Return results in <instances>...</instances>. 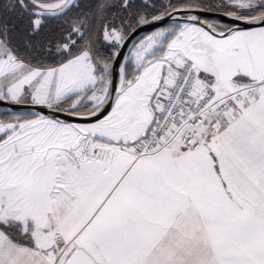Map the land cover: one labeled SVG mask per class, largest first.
I'll return each instance as SVG.
<instances>
[{
    "label": "snow or ice",
    "instance_id": "snow-or-ice-1",
    "mask_svg": "<svg viewBox=\"0 0 264 264\" xmlns=\"http://www.w3.org/2000/svg\"><path fill=\"white\" fill-rule=\"evenodd\" d=\"M0 264H264V0H0Z\"/></svg>",
    "mask_w": 264,
    "mask_h": 264
},
{
    "label": "trees",
    "instance_id": "trees-1",
    "mask_svg": "<svg viewBox=\"0 0 264 264\" xmlns=\"http://www.w3.org/2000/svg\"><path fill=\"white\" fill-rule=\"evenodd\" d=\"M46 2L52 3V2H55V0H46ZM77 2L84 3V2H87V0H77ZM165 2H166V0H165ZM204 2L206 4H209V3H211V4H219L220 3V0H204ZM75 15H76L75 12H71V13H69V16L68 17H65L63 19L70 20ZM56 27H57V25H56L55 22H50L49 27L47 29H45V31L47 33L50 30H54Z\"/></svg>",
    "mask_w": 264,
    "mask_h": 264
},
{
    "label": "water",
    "instance_id": "water-1",
    "mask_svg": "<svg viewBox=\"0 0 264 264\" xmlns=\"http://www.w3.org/2000/svg\"><path fill=\"white\" fill-rule=\"evenodd\" d=\"M205 15L209 18V19H224V17L222 16V13H218V12H206ZM227 22V21H226ZM151 29H144L141 30L138 35H143L145 31H150ZM47 110L45 109V112ZM61 118H66L63 115H61Z\"/></svg>",
    "mask_w": 264,
    "mask_h": 264
},
{
    "label": "rangeland",
    "instance_id": "rangeland-1",
    "mask_svg": "<svg viewBox=\"0 0 264 264\" xmlns=\"http://www.w3.org/2000/svg\"><path fill=\"white\" fill-rule=\"evenodd\" d=\"M59 2V0H55V2H52V3H58Z\"/></svg>",
    "mask_w": 264,
    "mask_h": 264
}]
</instances>
